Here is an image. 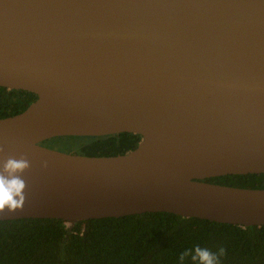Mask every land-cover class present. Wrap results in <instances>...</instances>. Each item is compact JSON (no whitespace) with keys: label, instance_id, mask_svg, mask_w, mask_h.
Masks as SVG:
<instances>
[{"label":"water","instance_id":"water-1","mask_svg":"<svg viewBox=\"0 0 264 264\" xmlns=\"http://www.w3.org/2000/svg\"><path fill=\"white\" fill-rule=\"evenodd\" d=\"M0 87L36 95L0 118V162L29 168L0 221L168 212L264 226V0H0ZM141 136L112 156L62 136Z\"/></svg>","mask_w":264,"mask_h":264},{"label":"trees","instance_id":"trees-1","mask_svg":"<svg viewBox=\"0 0 264 264\" xmlns=\"http://www.w3.org/2000/svg\"><path fill=\"white\" fill-rule=\"evenodd\" d=\"M35 99L31 92L0 87V118L24 111ZM79 138L84 142L68 147L70 152L112 156L133 150L141 136ZM207 181L264 189V174L225 175ZM195 246L212 252L223 247L220 264H264V226L243 227L168 212L89 219L72 226L61 219L0 221V264H198L191 260ZM186 249L189 255L180 261Z\"/></svg>","mask_w":264,"mask_h":264},{"label":"clouds","instance_id":"clouds-1","mask_svg":"<svg viewBox=\"0 0 264 264\" xmlns=\"http://www.w3.org/2000/svg\"><path fill=\"white\" fill-rule=\"evenodd\" d=\"M29 168V163L24 158L9 157L0 162V211L7 209L9 212L21 209L25 202L26 183L22 179L23 172ZM191 260L198 264H220V259L225 255V249L220 247L216 252L199 246L191 250ZM189 255V250L180 253L178 259L183 261Z\"/></svg>","mask_w":264,"mask_h":264},{"label":"rangeland","instance_id":"rangeland-1","mask_svg":"<svg viewBox=\"0 0 264 264\" xmlns=\"http://www.w3.org/2000/svg\"><path fill=\"white\" fill-rule=\"evenodd\" d=\"M83 142L84 140L79 137L73 136L71 138V136H62V137H56L52 141L46 143L45 146L54 148V149H57L63 152H70L68 147L77 146Z\"/></svg>","mask_w":264,"mask_h":264}]
</instances>
